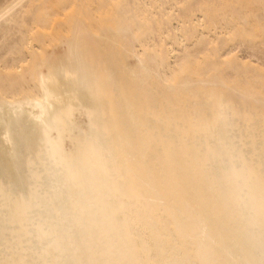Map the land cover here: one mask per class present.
<instances>
[{
    "label": "bare ground",
    "instance_id": "obj_1",
    "mask_svg": "<svg viewBox=\"0 0 264 264\" xmlns=\"http://www.w3.org/2000/svg\"><path fill=\"white\" fill-rule=\"evenodd\" d=\"M0 264H264V0H0Z\"/></svg>",
    "mask_w": 264,
    "mask_h": 264
},
{
    "label": "rangeland",
    "instance_id": "obj_2",
    "mask_svg": "<svg viewBox=\"0 0 264 264\" xmlns=\"http://www.w3.org/2000/svg\"><path fill=\"white\" fill-rule=\"evenodd\" d=\"M190 79L195 82V83H198L197 80L199 78H202V79H205L206 82H204L203 85H200L202 87V90H204V92L206 93L207 97H203V100L208 101V98L210 99L209 100V103L208 105L211 107L214 105L215 101L220 97V96H224V95H227L229 94V89L226 88L225 86L221 85L220 83H214L212 80H213V77H211L210 75H207V74H199V73H194V74H190L189 75ZM177 100H178V104L177 105H180L184 102L185 100V95L183 94H178L177 95ZM237 217V216H235Z\"/></svg>",
    "mask_w": 264,
    "mask_h": 264
}]
</instances>
